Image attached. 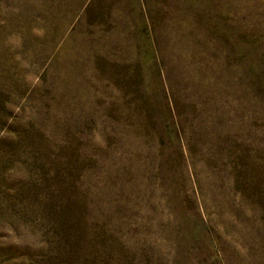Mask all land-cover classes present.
Listing matches in <instances>:
<instances>
[{"label":"rangeland","instance_id":"374dc122","mask_svg":"<svg viewBox=\"0 0 264 264\" xmlns=\"http://www.w3.org/2000/svg\"><path fill=\"white\" fill-rule=\"evenodd\" d=\"M0 264H264V0H0Z\"/></svg>","mask_w":264,"mask_h":264}]
</instances>
